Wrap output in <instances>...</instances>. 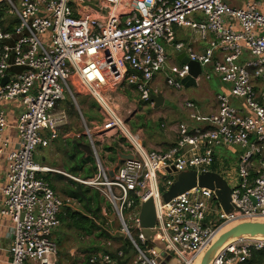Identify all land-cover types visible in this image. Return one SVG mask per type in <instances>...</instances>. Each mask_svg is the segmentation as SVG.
Instances as JSON below:
<instances>
[{
  "label": "built area",
  "instance_id": "built-area-1",
  "mask_svg": "<svg viewBox=\"0 0 264 264\" xmlns=\"http://www.w3.org/2000/svg\"><path fill=\"white\" fill-rule=\"evenodd\" d=\"M241 2L0 0V157L8 165L0 214L13 223L11 264H55L54 231L72 200L53 190L44 175L55 171L37 164L35 154L58 140L68 124L64 112L57 111L61 102L70 98L85 122L75 98L78 88L99 106L104 121L84 124V131H73L72 138L89 141L98 166V144L117 135L129 144L132 158L109 175L100 165L104 182L100 175L71 179L97 189L112 206L130 240L132 264H160V254L148 248L139 225L141 202L154 200L156 236L179 264H193L223 225L264 216V0H249L242 7ZM175 28L190 31L192 40L177 41ZM167 47L199 63L203 72H213L230 92L217 96V109L209 115L187 101L189 121L179 124L176 144L167 151H148L108 94L121 85L134 87L140 100L154 107L151 97L160 91L153 81L164 73L168 87L183 90L190 66H170ZM13 103L20 112L11 127L5 107ZM10 128L14 137L7 135ZM236 147L242 153L239 181L231 186L232 212L222 209L210 189L195 188L163 201L176 175L212 171L215 150ZM124 255L99 253L88 262L119 264ZM214 264H264V241L235 242Z\"/></svg>",
  "mask_w": 264,
  "mask_h": 264
},
{
  "label": "rangeland",
  "instance_id": "rangeland-1",
  "mask_svg": "<svg viewBox=\"0 0 264 264\" xmlns=\"http://www.w3.org/2000/svg\"><path fill=\"white\" fill-rule=\"evenodd\" d=\"M247 1L249 0H242L241 7L244 6V3ZM207 73L210 76L209 79L207 78ZM206 85L210 86L211 90L215 92V94L216 92H220L221 86L227 87L213 72L205 71L203 72V75H201L200 82L197 87H190L188 89L184 88L183 91H187L188 94L196 98L197 95L202 93H204V95L206 94ZM78 90H80V94H76L75 98L85 122L82 120L79 122L80 116L78 117L76 105L70 98L61 102L57 111L65 112L67 115H69L71 124L68 123L67 125L61 127L59 133L60 141L57 143V145L53 144L50 148H40L37 150L36 154L38 151L42 152L40 156L46 157V162L43 163V167H47L48 169H51L55 172L58 171V173L51 174H55L56 176L58 175V177H61V180L64 181L61 188V185H57L55 181H53L51 178H48L53 186H57L58 189L56 188V192L63 199L72 200L70 204L66 203L63 209V212L66 213V216L61 219L62 224L57 232L62 235V239L65 241V247L68 251L67 253L69 254V251H72L74 255H77V252L82 251V260L88 262L89 258L96 254L109 253L111 255H117L118 252L123 250L125 255L120 260V262L123 263L126 262L127 259L130 260L129 255H133V250L131 248L130 240L123 232V227L119 219L116 218L112 220L111 218L108 222V217L114 214L112 206L97 189L73 181L71 179L73 176L67 173L65 168L70 167L73 164V161L75 162L73 166L79 163V160L77 159L79 158V152H82L85 155L84 159H92V162H89L91 163V167H89L90 173L93 168H95V175L92 178L99 177L100 175V182H104V175L102 172H99L100 165L102 166L101 170H108L107 175H109V171L116 172L124 160L119 155H114L113 152H109L108 148L118 146V151L121 153L124 152L126 147H129V144L125 138L120 135L113 137L105 143L98 144L99 166L87 139L83 138L78 140L81 142L79 148H73V141H75L71 136L73 127H75L78 131L83 132L84 124L91 127V124L102 123L104 121V116L101 112V109L94 102V100L86 95L82 89L78 88ZM154 110L155 109L152 110L150 108V110L144 112V116H139V118H137V116H133V118L130 115L132 118H130V121L128 122L129 127L132 130H144L146 133V137L144 136V143L161 141L162 134L166 130V127L162 126L165 120L158 114V111L161 110ZM120 113L123 118L127 119L129 116L127 107H123ZM147 119H150V122H148ZM143 125H145L144 128ZM216 151L218 154L219 152L225 150L222 148H217ZM234 151H237V153L233 151V153L227 152V156L230 157H228L229 159H224L218 155L216 158V165L219 169L217 172L222 175L225 180L233 187L236 186L239 181L238 155L242 153L238 147H236ZM36 154L35 159L39 162ZM80 160H82L81 157ZM77 178L82 180L85 179L84 177ZM72 182L83 185L86 187L84 190H89L87 197L84 200L71 198L70 196H63L61 194L60 188L63 191H69V188L72 187ZM125 219L132 235L137 238L139 232L137 231L134 222L130 220V213L128 211L125 212ZM129 260L128 264L130 263Z\"/></svg>",
  "mask_w": 264,
  "mask_h": 264
},
{
  "label": "crops",
  "instance_id": "crops-1",
  "mask_svg": "<svg viewBox=\"0 0 264 264\" xmlns=\"http://www.w3.org/2000/svg\"><path fill=\"white\" fill-rule=\"evenodd\" d=\"M175 32H176V39L179 42H186L187 43V42L192 40L193 34L188 30L181 29V28H175ZM200 46L202 47L203 45L201 44ZM200 50H202V48ZM167 53H168V57H169V65L170 66H172V65L179 66L180 64H182V61H183L182 55H179L172 47H167ZM165 79H166V74L164 73V74L158 75L156 77V79L153 81V86L155 88L159 89L160 93L164 96V99H165L163 106H161L159 108H156L155 106L154 107L151 106V104L149 102L148 103L142 102L139 98L138 92L136 91V89L134 87L121 85V86H118L117 88H114L108 94L109 100L111 101L113 106L119 111V113L122 111L123 107L128 108L129 116L127 119L124 118L127 121V123L130 121V118H132L133 116L134 117L137 116V118H139V116H142L144 114V112L150 110V108L152 110L153 109L161 110V111H158V114L160 117L164 118L165 121L162 124V126L166 127L165 132L162 134L161 141L144 143V136L146 137V133L144 132V130H141V129L132 130L131 129L135 133H139L141 135L142 143L148 151H154V150L167 151L176 144V142H177V130H178L179 124H181L182 122L189 121L188 115L190 112H188V110L186 109V106H185V103L187 101L195 103L198 110L203 115H207V114L209 115V114L214 113L217 109V101H216L217 96L221 93H229L230 92V88L226 85L227 87L221 86L220 92H216V94H215V92H213L211 90L210 86L206 85L205 86L206 94L204 95V93H202L200 95H197L196 98H194V96L192 97V95L188 94L187 91H183V90L176 91V90L168 87L165 84ZM1 107H3V106L1 105ZM5 108H7L6 112L8 113L10 126L12 127L17 121V115L20 112V106L18 104L13 103L11 105H9V104L6 105ZM18 110H19V112H18ZM126 112H127V110H126ZM140 112H142V113H140ZM77 113H78V117H79L80 112H78V110H77ZM64 114L68 118V123L71 124L69 115H67L65 112H64ZM147 121L150 122V119H147ZM79 122H80V119H79ZM128 125H129V123H128ZM144 126L145 125H143V128H144ZM73 131H78V130L75 127H73L72 132ZM72 132H71V136H72ZM7 135L10 137H14V135H15L14 129L10 128L7 131ZM59 141H60L59 139L56 140L48 148H50L53 144L57 145V143H59ZM80 143L81 142L76 141V140L73 141V148L78 149ZM129 149H130L129 147H126V149H124V152H121L118 155L122 159H124V157L126 155H129ZM222 149L225 151L219 152L218 154H217V151L215 150L216 158L218 155L219 157H223L224 159H226L229 157V156H227V152H230V153L236 152L237 153V151H234V149H236V148H222ZM41 153L42 152L38 151V153L36 155L39 159V162L36 161V159H35V162L37 164L43 166V163L46 162V157L40 156ZM239 155H238V163H239ZM80 157L82 158V160H80ZM84 158H85L84 153L79 152V158L77 159V160H79V163L76 164L77 166L76 165H74L75 167L73 166V164H75V162L73 161V164L70 167H66L65 171H67V173H69V174L70 173L78 174L79 177L80 176L81 177L87 176L89 171H87L86 169H89V167H91V163H89V162H92V161H91V159L88 160V159H84ZM7 169H8V165H7V161H6L5 157H0V210L3 206V201H4V195H3L2 189L4 188V186L6 184ZM217 170H219V169H218L217 165L215 164L212 171L217 172ZM57 176L55 174H52V176H50V177L48 176V177L51 178L53 181H55L57 183V185H61L60 187L62 188V186H63L62 183L64 181H62L61 179H58ZM48 182L50 183L49 180H48ZM51 186H52L53 190L56 192L57 186L55 187V186H53V184H51ZM230 187H231V185H230ZM61 188H60V192L63 196H70L71 197L70 188H69V191H63ZM58 196L61 199H63L59 194H58ZM63 200H65V199H63ZM63 209H62L61 218H64L66 216V213L63 212ZM111 216L112 215H110L108 217V222L110 221L109 219H111ZM12 228H13V223H12L11 219L8 217L1 216V214H0V264H11L10 246L12 244V235H11ZM58 230H59V228H57L54 231V235H53L54 241L57 243L58 248H59L58 256H56L54 258L55 264H88L87 261L82 260V257H83V255L81 254L82 251L77 252V255H74L72 253V251H69L70 255L67 253L68 251H67V248L65 247V241L62 239L63 238L62 235L57 233ZM123 253H124V251H123ZM133 256H134V253H133V255H129L130 260L127 259V261L125 263L128 264V260H129V262H130L129 264H132Z\"/></svg>",
  "mask_w": 264,
  "mask_h": 264
},
{
  "label": "water",
  "instance_id": "water-1",
  "mask_svg": "<svg viewBox=\"0 0 264 264\" xmlns=\"http://www.w3.org/2000/svg\"><path fill=\"white\" fill-rule=\"evenodd\" d=\"M182 64L190 66L189 76L183 80L186 89L197 87V79L202 75L203 69L197 62L189 61L186 55H182ZM8 78L2 81L5 85ZM151 102L156 108L163 106L165 99L160 93L151 97ZM132 158L126 155L125 160ZM54 172V171H51ZM56 173V172H54ZM195 188L210 189L215 191L216 197L222 209L226 213L233 210L231 205L232 189L223 176L217 172L208 171L198 173L197 171H185L175 176L172 185L163 193V201L171 202L174 198L183 195ZM112 220L116 219V214H112ZM156 206L153 199L140 203L139 225L149 241L148 248H155L160 254L158 262L160 264H179L177 259L172 258L165 251V244L156 236ZM241 240L264 241V216L242 218L227 223L217 230L204 249L197 255L193 264H214L216 258L231 244ZM164 259V260H163Z\"/></svg>",
  "mask_w": 264,
  "mask_h": 264
},
{
  "label": "trees",
  "instance_id": "trees-1",
  "mask_svg": "<svg viewBox=\"0 0 264 264\" xmlns=\"http://www.w3.org/2000/svg\"><path fill=\"white\" fill-rule=\"evenodd\" d=\"M108 151H110V152H113V154L114 155H118V153H119V151H118V146H114V147H110V148H108ZM91 161H92V159H91ZM87 171H89V169H86ZM72 176H74V177H79L78 176V174H74V173H70ZM50 177V176H52V174L51 173H48V174H46V175H44V178L46 179V181L48 182V176ZM94 175H95V168H93V170L91 171V173H90V171H89V173L87 174V176H85L84 178L85 179H91L92 177H94ZM47 176V177H46ZM58 177V176H57ZM81 177V176H80ZM58 179H62L61 177H58ZM49 183V182H48ZM51 185V184H50ZM72 187L70 188V195H71V198H78V199H82V200H84L86 197H87V194H88V192H89V190H84V188H86V187H84L83 185H80V184H78V183H74V182H72ZM52 187V186H51ZM75 188V189H74ZM97 197H98V195H97ZM88 200V199H87ZM113 258H116V255H111ZM125 262H123V263H120V264H124ZM88 264H89V262H88Z\"/></svg>",
  "mask_w": 264,
  "mask_h": 264
}]
</instances>
